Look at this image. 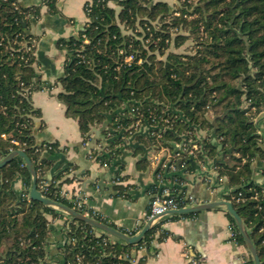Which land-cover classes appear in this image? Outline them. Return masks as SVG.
I'll return each mask as SVG.
<instances>
[{
    "label": "trees",
    "instance_id": "trees-1",
    "mask_svg": "<svg viewBox=\"0 0 264 264\" xmlns=\"http://www.w3.org/2000/svg\"><path fill=\"white\" fill-rule=\"evenodd\" d=\"M54 1L47 0L50 10L54 9ZM178 1L179 17H172L175 8L162 1L86 3L87 22L78 36L56 44L69 53L64 75L59 79L62 92L57 97L65 106L66 115L77 121L82 136L100 128L96 133L107 145L106 152L96 154V160L108 166L119 165V149L134 130L128 126L135 122L156 126V132L166 128L155 138L162 145H166L165 141H179L181 135L195 140V128L213 132V136L196 143V159H213L222 154L214 171L225 177L232 188L226 199L243 221L260 264H264V230H260L264 227V188L254 183L251 170L254 160L264 161V0ZM108 3L120 8L117 15ZM14 4L15 0H0V160L12 151H23L35 169L40 194L72 208L55 187L59 175L49 179L44 190L40 189L42 178L58 160L60 150L56 144L36 143L34 139L33 120L40 112L33 108L30 93L39 87H33L37 79L34 49L26 48L31 40H36L29 33V18L37 19L39 12L34 7ZM147 10L148 19L139 17L146 15ZM156 17L162 22V29L151 28L154 36L150 40L160 38L156 45L159 50L167 47L169 29L174 26H182L176 38H194L199 49L192 55L169 53L161 60L152 53L154 44H148L146 49L140 39L133 41L121 35L117 21L133 25ZM168 17L172 19L169 26L163 23ZM150 34L146 33L143 40ZM123 105L133 112L124 119L115 115L109 124L113 132L102 128L104 122H109L104 115L115 113ZM261 113L262 118L258 119ZM123 128L125 131L118 137ZM179 156L187 159L186 153ZM178 157L173 155L172 162ZM19 177L27 191L30 174L21 158L0 168V264H37L42 259L43 264H130L124 259L125 254L141 246L147 254L152 251L150 244L158 225L135 245L115 238L110 241L105 233L96 234V229L83 222L71 220L37 201L23 199L24 192L15 195L11 184ZM196 214L172 215L170 219ZM225 215L236 232L235 244L245 247L232 217ZM47 216L67 219L65 227L58 231V239L50 240L53 228ZM101 222L125 234L133 235L139 230L127 232ZM163 237L160 233L155 241ZM53 247L57 251L54 254ZM244 264H253L250 256Z\"/></svg>",
    "mask_w": 264,
    "mask_h": 264
},
{
    "label": "crops",
    "instance_id": "crops-1",
    "mask_svg": "<svg viewBox=\"0 0 264 264\" xmlns=\"http://www.w3.org/2000/svg\"><path fill=\"white\" fill-rule=\"evenodd\" d=\"M90 1L55 0L54 9L50 10L46 4L47 0H15L17 7H34L39 12L37 19L29 18V33L36 37L33 65L37 79L33 87L36 85L39 87L30 93V101L33 108L40 112V116L33 120V134L36 143H53L60 150L58 160L42 181L46 179L48 181L59 175L55 179V187L59 195L62 193L71 205L73 198H81L87 209L97 213L99 222L106 221L116 228L129 232L142 228L147 223L145 214L148 211L151 195L148 187L153 181V172L157 166V162L155 164L150 162V157L158 156L159 161L162 158L161 155L165 153L164 161H170L174 154L166 145L155 153L149 152L155 150L153 140L160 136H157L158 131L156 132L154 126L142 125L141 128L133 130L125 137L124 142L129 141L130 148L125 150L124 159L122 154L117 155L116 161L119 165L112 163L104 167L100 161L96 160L97 151L102 152V148L97 150L98 144H102L103 147L106 142L104 138L98 137L100 133L99 135L96 133L100 132V128H94L87 136H82L77 121L66 115L65 106L57 96L62 92L59 79L64 75L69 53L65 49L58 48L56 44L60 40L78 36L87 22L84 7ZM158 1L173 3L172 0ZM120 109L122 112L119 117L126 118L129 113L128 107L123 105ZM262 115V113L259 114L257 118L261 119ZM111 121L103 123L102 128L107 127ZM124 131L123 128L118 136ZM195 134L197 142L206 136H213V132L200 129H195ZM180 138L179 141L165 142L179 145L182 140H187L184 135ZM94 157L95 160H93ZM188 157L189 155L186 158ZM203 157L197 161L193 159L192 167L185 162V156L179 157L182 159L180 169L185 173L180 189L201 203L223 199L219 194H210L206 189L201 178L208 172H201L199 164L202 161L206 169H210L214 174V165L221 162L222 154L213 159ZM251 170L254 183L264 188V161L254 160ZM220 178L228 184L225 177ZM118 187L123 191H117ZM25 189L20 177L11 184V190L15 195L22 192L28 194L30 187L27 191ZM225 213L227 212L223 208H215L198 212L193 217L179 216L176 219H170L172 215L162 217L153 227L158 225L157 235L163 233L164 237L159 242L155 241L157 237H153L150 244L152 251L150 254L145 252L144 263L193 264L190 260H194L195 264L246 262L249 257L247 248L230 242L229 228L233 229V226ZM66 217H46L53 228L50 240L60 237L58 231L65 227ZM98 232L103 233L97 230L96 234H99ZM55 250L53 247V254L57 252Z\"/></svg>",
    "mask_w": 264,
    "mask_h": 264
},
{
    "label": "water",
    "instance_id": "water-1",
    "mask_svg": "<svg viewBox=\"0 0 264 264\" xmlns=\"http://www.w3.org/2000/svg\"><path fill=\"white\" fill-rule=\"evenodd\" d=\"M22 23L25 24L24 21H22ZM121 112H122L121 109H118L115 113L104 115V116L110 122L115 115L119 116ZM111 132H113V131H111ZM120 136H118V137H120ZM129 143H130L129 141L128 142L125 141L123 143V145L121 146V148L119 149V153L122 154L123 159L126 156L125 150L127 148H130ZM165 144L169 147V149H172L173 154L180 153L179 148L181 147V145L177 146V145H173L170 143H165ZM149 152H152V150ZM149 152H147V153H149ZM16 157L22 159L25 167L27 168V170L29 171V174H30L31 185H30V189L28 192L29 200L37 201L46 207H50V208L54 209L55 211L63 213L64 215L69 217L71 220L83 222L86 225H88V226H90L96 230L102 231L103 233H106L115 239H119L120 241H122L123 243H125L127 245H135V244L139 243L142 240L143 236L153 227V225H155V223L158 220H160L162 217H165L167 215H181L182 216V215L194 214V213H198V212L206 211V210H210V209H215V208H223L232 217L236 228L238 229L241 237L243 238V241L245 243V247L248 250L249 256L251 257L253 264H260L256 248H255V246L251 240L249 232H248L247 228L245 227L243 221L241 220V218L237 214V212L233 209V206H232L230 201L221 199V200H217V201L200 203V204H197L195 206L188 207V208L167 211L163 214L155 216L151 221H148L136 235L130 236V235L122 233V232H120L114 228H111L104 223H101L97 220H94V219L88 217V216H85V215L79 213L78 211H75L72 208H69V207L64 206L62 204H59L55 201H52V200L42 196L40 194V192L37 190L36 173H35V169L33 167V164L29 160V158L25 155V153L23 151L15 150V151L10 152L8 155H6L4 158H2L0 160V168L5 166L8 162H10L12 159H14ZM164 162H165V166L163 168V177L165 179L168 177H171L172 175L173 176L176 175L178 177L183 178V175L185 173L182 169H180V164L182 163V159L179 158V159H176V161H175V166L177 168V171L173 172V173H168L167 170H168V166L170 165V161H164V158L162 157L158 161L157 166L153 172V181H152L151 185L148 187V189L153 187V186L157 187L159 191L163 188H168V189L180 188L178 185H171V184H165V183L160 184L156 180L155 175L160 170V168ZM185 162H187L189 165H191L190 167H192L194 165V161L191 157H188Z\"/></svg>",
    "mask_w": 264,
    "mask_h": 264
},
{
    "label": "built area",
    "instance_id": "built-area-1",
    "mask_svg": "<svg viewBox=\"0 0 264 264\" xmlns=\"http://www.w3.org/2000/svg\"><path fill=\"white\" fill-rule=\"evenodd\" d=\"M34 48H35V40H31L30 44L27 46L26 49L31 51ZM129 112L132 113L133 110H130ZM164 122H166V120ZM154 127L156 128V126H154ZM164 129H166V128L162 127L160 130H158V133H160ZM134 130H137V129H134ZM157 136H159V135L157 134ZM190 141H191V143H190ZM13 143L17 144L16 142H13ZM196 143H197V140H191V139H187L185 141L182 140V142L179 145H177V146L181 145V147L179 148L180 153H176V154H174V156L178 157L180 154L186 153L192 159H196L197 158L196 150L198 149V145ZM104 145L105 144H103V146ZM99 148L100 149L103 148L102 144H100V145L98 144L97 150H99ZM101 150H103V149H101ZM97 153H99V151H97ZM171 158H172V156H171ZM93 160H95V157ZM197 160L198 159H196V161ZM150 162L152 164H155L156 162L158 163V156L157 157H155V156L150 157ZM199 164H200L201 172H203V173H205L204 171L208 172V173H206V175H203L201 178L202 181L204 182L206 189L209 191L210 194L217 193L223 197L222 200H226V199H224V197L226 195L230 194L232 188L222 185V182H223L222 179L214 177L213 173H211V170L206 169V167L202 163V161H200ZM103 166L106 167L107 164H103ZM164 166H165V162L162 164L160 170L155 175L156 180L160 184L165 183V184H171V185H178L179 187H181V185L183 183L181 181L182 178H179L176 175H174V176L172 175L171 177H168L166 179L163 177ZM176 171H177V168L175 166V161L172 162V159H171L167 172L173 173ZM48 183L49 182L47 180L41 181L40 182V189L44 190L46 185H48ZM150 189H155V192L151 193L150 198H149L148 211L145 214V221L146 222L151 221L155 216L163 214L167 211L188 208V207L195 206V205L201 203V202L197 201V199H195L192 195L186 194L183 191H181L180 188H177V189H175V188L174 189L163 188L159 191L157 187L153 186ZM176 190H178V193H176V192L172 193V191H176ZM60 196L64 197L62 195V193H60ZM239 196H240V194L238 195V197ZM21 197L23 199L29 200L28 194L26 192L22 193ZM236 200H238V198H236ZM72 206H73L72 209H74L75 211L81 210L83 212L81 214H83L85 216H88L94 220H95V218H99V217H97L98 215L94 210H89L85 207L84 201L81 198H78V197L73 198L72 199ZM140 229L141 228L139 227V230ZM229 230H230V235H229L230 242L235 244L236 232H235L234 228L233 229L229 228ZM136 233H134L133 235H135ZM127 235L133 236V235L128 234V233H127ZM153 237L156 238L155 235ZM144 250H145L144 247L141 246L137 250L132 251L131 252L132 255L131 254H129V255L125 254L124 259H126L130 264H145L144 263V261H145V251ZM135 252H136V254L137 253L138 254L136 255ZM187 257H188V255H187ZM190 261H192L193 264L196 263L194 260H190ZM244 263H245V261L242 264H244ZM31 264H36V263H31ZM38 264H43V263L40 262Z\"/></svg>",
    "mask_w": 264,
    "mask_h": 264
},
{
    "label": "rangeland",
    "instance_id": "rangeland-1",
    "mask_svg": "<svg viewBox=\"0 0 264 264\" xmlns=\"http://www.w3.org/2000/svg\"><path fill=\"white\" fill-rule=\"evenodd\" d=\"M157 1L158 0H152V3H155ZM172 1H173V3L171 1L167 2L169 5H171V6H173L175 8V12L172 13V17H179V16H181L180 15V8H179L180 1H178V0H172ZM162 2H164V1H162ZM108 5H109V7H111L115 11V14L116 15L119 13L120 8L116 4H114V3H108ZM145 13H146V15L139 14V17H142V18L148 17L149 18L150 15L148 14V10L145 11ZM148 18H146V19H148ZM189 19H191V18H189ZM171 20L172 19L170 17H168L165 20H163L164 21L163 23L169 26L170 23H171ZM117 22H118V24L120 26L121 35L126 36L127 38H129L130 40H133V41H134V39H140L141 44L146 49H149L148 44H150V45L154 44L155 45V51L152 52V53L156 56V59L164 60L165 57H166V55H168L169 53H177V54H182V55H188V54L189 55H192L195 51H197L199 49L197 47V45H196L197 40H195L194 38L188 37V38L183 39V40L180 39V38L179 39L176 38L175 35L176 34L178 35L180 33L182 26H181V28H180V26L179 27H175L174 26L171 29H169V32H170V35H171V39H170V41L168 40V41L165 42L167 44V47L166 48H163L162 50H159V48L156 45H157V43H159L160 38H158L157 40H150V38L154 36L153 33H152V31H151V28L154 29V30H156V29H162V22L160 21L159 17L150 18V20H148V22H143V23H139L138 21H136L133 25L127 24V22H121V21H117ZM144 26H146V29L145 28H142ZM146 33H151V34L148 36V39H144L143 40V36L146 35ZM184 33H187V35H188L189 32H184ZM184 35H186V34H184ZM148 53L151 55V52L148 51ZM130 59L131 58L127 59L126 61H130ZM140 62L141 61H139L138 63H140ZM148 98L150 99V95H149ZM155 99L156 100H154V101H156V102L158 101L159 102V98H155ZM163 102H164V105H167L168 106V102L166 100H163ZM206 108L208 109L209 107H206ZM142 125L143 124H140L138 122H135V123L130 124L128 126V128L129 129H132V130L133 129H139V128H141ZM104 128L107 129V130L110 129L109 131H112L111 125H107V127H104ZM195 129H198L199 130V128H195ZM195 136H196V134H195ZM171 144H173V143H171ZM106 145L107 144H105L103 146V148H102L105 152H106V150H105V146ZM162 146L163 145H161V142H159V141H157V140L154 139L153 140V147H154L155 150H153L152 153L157 152L160 148H162ZM263 147H264V144H263ZM161 156L162 157H165V153H163ZM213 175H214V177L220 178L217 175L216 172H214ZM222 181H223V178H222ZM222 185L230 187L229 184H225L224 181L222 182ZM239 194L240 193L237 194V197H238ZM260 230L261 231L264 230V227H261ZM156 231H155L154 235H155V237H158V235H157L158 231L157 232ZM108 237H109L110 241H113L114 240V238H112L111 236H108ZM1 243H2V241L0 242V246H1ZM41 261H39V263Z\"/></svg>",
    "mask_w": 264,
    "mask_h": 264
}]
</instances>
